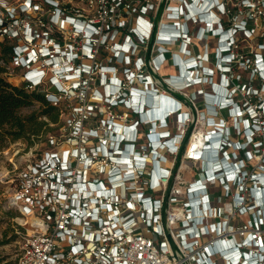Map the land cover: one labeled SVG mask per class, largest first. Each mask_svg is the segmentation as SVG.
I'll return each instance as SVG.
<instances>
[{
  "label": "built area",
  "instance_id": "2783aa9c",
  "mask_svg": "<svg viewBox=\"0 0 264 264\" xmlns=\"http://www.w3.org/2000/svg\"><path fill=\"white\" fill-rule=\"evenodd\" d=\"M48 1L46 3L50 5L51 0ZM84 2L89 10L87 13L78 10L76 14L59 18L62 28L65 23L70 26L73 40L53 39L48 31L35 35L31 27L25 25L23 35L27 41L24 44L26 51H22L17 45L12 54L11 64L17 61L24 68L23 80L29 90L42 83L45 64L49 63L50 67H54L56 73L63 71L61 77L54 78L52 74L49 77L51 84L62 82L61 91L49 92L44 96L55 107H59L63 97H67L68 99H64L72 103L64 116L61 131L46 136L45 149L19 171L8 195L9 205L18 211L20 221L17 223L23 230L15 264H207L205 252L213 244L200 242L199 238L203 234L195 230L193 224L197 223L201 227L204 225V231L208 227L210 233H216L222 225L218 226V221L205 225V217L194 216L195 211H201V208H205L206 217L210 213L217 214L218 209L210 206L207 191L206 195H195L203 189L207 190L205 183L197 178L185 184L182 178H168L166 174L160 178H152L150 175V178L149 165L145 164L140 168L145 162H159L160 158H164V155L157 154L160 149L169 154H177L186 140V129L170 135L166 115L177 116V122L181 126L187 124L190 121L189 111L183 108L177 111V108L178 105L187 108L188 104L186 106L183 100L168 96L166 98L170 100V106L159 116H154L157 88L152 86L149 75L143 77V84L148 90L152 89V92L149 96L150 110L144 114L149 118L147 123L150 125L147 145L140 149L137 126L146 121L139 119L140 114L145 111L142 110L139 98L145 89L131 86L135 73L130 67L124 68L126 82L121 81L117 93L110 92L111 89L108 88L109 91L105 90L106 94L91 90L83 98L72 96L75 89L88 85L89 75L84 74H90L92 64L85 60L91 61L101 46L116 47L113 50L118 54L123 46L113 39L123 34L125 41H130L135 33V52H139L140 46L150 39L147 38V33L154 26L151 13L160 5L161 0ZM219 3L222 1L219 0L217 5ZM242 3L249 7L252 1L242 0ZM26 6L31 8L27 1L22 12L26 11ZM194 6L197 7L196 0H164V18L159 23V32L154 34V38L159 41L158 47L165 49V44L180 42L179 36L175 34L177 31L171 29H183L182 23L188 17L189 20L209 23L208 15ZM32 7H37V4ZM191 9L198 10L197 14H192ZM61 11L66 12V8L62 7ZM222 14H227L226 7ZM8 15L11 13L8 12ZM56 19L54 16L53 22ZM218 19L221 25L225 22L222 15H218ZM6 21V16L0 17V36L9 38L12 35L8 33ZM244 24H247L246 20L241 19L231 26L227 25L216 35L221 64L218 66V81L211 79L214 74L211 67L200 74L193 69L199 61L204 60V55L196 59L188 56L190 52L186 57L189 59L183 60L185 64H193V68L186 69L189 70L190 78L186 74L178 75L172 81L182 80L184 77L186 80L192 78L197 83L205 80L210 84L212 91L201 93L212 102L207 105L214 114L204 119L206 129L202 131L201 142L199 130H194L189 135L184 156L192 161L205 160L215 174L224 170L225 174H219L221 177L224 175L223 178L207 176V182L217 180L228 189L232 185L238 190H244L252 178H264L260 171L251 172L250 166H247L248 160L246 162L244 158H237L238 154L235 153V148L250 144L249 149L244 150L248 159L253 154L252 149L264 148V58L260 53H256L253 58L254 69L258 71L261 81L260 87L247 86L244 82L242 90H239L240 83L234 82V69L245 64L237 49V40L241 36L248 37L251 33V29L244 27ZM84 26L93 28L98 35L89 36ZM139 26L147 30V33L142 30V34H137L136 28ZM239 28L242 30L237 34ZM209 31H213L211 26ZM28 34L30 38L27 37ZM228 35L233 37L232 41L221 46ZM188 37L186 35L182 40V48L180 45L184 53L185 50L189 51ZM260 46L264 50V43ZM39 53L45 56L42 58ZM58 57L60 62L57 61ZM62 67L64 70H61ZM33 68L37 70L33 71ZM113 80L117 85V78L114 77ZM101 83L103 86L107 85L104 81ZM125 96L136 99L135 104ZM100 102L103 103L102 109L119 106L128 109L130 115L135 114L138 118L131 124H122L114 119L117 114L95 110L98 108L95 103ZM128 102L130 105L126 106ZM223 109L228 111L231 120L229 130L226 119L219 115ZM97 115H101L99 120H96ZM124 116H128L127 111ZM119 117L122 118L120 115ZM154 117L156 121L152 120ZM153 126L160 130H153ZM222 131L226 133L223 135ZM239 134H243L241 142L234 140ZM158 138H161V142H158ZM175 139H179L176 149L172 145ZM221 157L224 159V168L215 170L221 166L217 162ZM233 158L235 159L232 160ZM261 158L258 170L264 169V156ZM231 160L242 165L237 176L238 179L241 178L240 182L235 181V174L228 170ZM227 178H231L230 181ZM197 198L199 200H195ZM235 198L243 200L239 193L235 194ZM238 208H244V204H239ZM179 209L182 216L179 215ZM188 223H191L189 228L185 226ZM167 233L174 241L175 250L168 242ZM221 240L225 242L227 239ZM221 255L224 258L225 255Z\"/></svg>",
  "mask_w": 264,
  "mask_h": 264
},
{
  "label": "rangeland",
  "instance_id": "374dc122",
  "mask_svg": "<svg viewBox=\"0 0 264 264\" xmlns=\"http://www.w3.org/2000/svg\"><path fill=\"white\" fill-rule=\"evenodd\" d=\"M27 1L31 4V8L26 6V11L22 12L21 10L24 9L23 6ZM47 1L48 0H0V17L6 16V26L8 28V33L12 35L9 38L7 37V43L13 44L15 46L18 45L22 51H26L24 50L26 48L24 44L27 41L23 35V27L25 25H29L32 29L31 31L35 35H37V33H42L43 31H48L53 39H59L62 41L73 40L70 26L65 23L66 26L64 25L62 28V22L59 20V18L76 14L78 10L87 13L89 10L84 0H51L50 5L46 3ZM218 1L219 0L212 3L210 0H200L197 7H201L203 11L209 12L211 8L204 6L206 3H210L209 5H213L215 9V13H213L215 17L222 15L225 24H228V26L235 24L241 19L246 20L247 24H244V27L251 29L250 36H241L240 39L237 40V49L245 60V64L236 66L234 69V76L236 75L234 77V82L240 83V86L238 87L239 90H242L241 85L244 82L247 83V86L250 85L252 87H260L261 81L258 76V71L254 69L253 58L255 57L256 53H260L264 58V50L260 48V44L264 43V0H251L252 3L249 4V7H245V5L242 3V0H221L222 3L217 5ZM34 4H37V7H32ZM62 7L66 8V12L61 11ZM224 7L227 8V14L225 15L222 14L224 13ZM158 9L159 6L151 13L154 26L150 30V33H147V30H144L142 26H139L138 29L136 28L138 31L137 34H142L143 30V33L148 34L147 38H150L145 44L140 46L139 52H135V33H133L130 41H125L123 34L118 35V37L113 39V41L121 44V46H123L125 49L122 47L121 51L117 54L113 50L116 47L105 48L101 46L98 50V53L91 61L85 60V62H91L92 64L90 68V74H84V76L89 75L87 78L88 85L80 86L79 88L75 89L74 95H71L74 97L81 96V98H83L84 95L91 93V90H98L100 93L106 94L107 91L105 90H108V88L112 89L110 92L117 93L116 91L120 90L119 88L121 86V81H124V83L126 82L125 80L127 74L124 68L130 67L135 73V79L130 83L131 86H134L137 89H145L139 98V103L143 107L142 110L145 108L144 113L142 112L140 114L139 119L140 121H146L144 123H140L137 126V139L139 141L138 145L140 149H143V147L147 145V132L150 125L147 123L149 118L144 114H147L150 110L148 108L151 106L149 96H151L150 93L152 92V89L148 90L143 84V77L146 75L150 76L149 79L152 83V86L157 88L158 95H167L178 98L181 101L183 100L186 102V106L188 104L187 108L184 107V105H181L183 109L189 111L190 121L187 124L181 126V123H179L177 126L175 115H166L168 128L171 132L170 135H173L176 132L181 133L184 129H186V140L183 144H181L180 150L178 149L177 154H169V152L161 151L160 149V151H157V154L164 155V158H160L159 162H145L143 165H140V168L149 165L148 175H152V178H160L161 175L166 174L168 175V178H182L185 184H188L197 178H199L202 183H205L207 187L206 191L210 199V206L218 209V211L216 215L210 213L209 217L204 215L206 212L205 210L195 211L194 216L196 218L205 217L203 220L205 225H209V223L213 221H218V226L222 225V227L216 233H210L208 227H206L207 229L205 231H203L201 228V233L206 232V234L203 233L199 239L202 243L209 242L210 245L213 244L210 250L207 253L205 252V261H207V264H225L221 255L223 254L224 249L220 248V246H223V243L225 244L228 241L231 242V240H241L248 233H253L255 236H259L260 240L264 242V224L257 225L256 222L257 218L261 216L259 209L262 208V205L257 206L258 204L254 203L252 191L253 188L263 187L264 184L262 181L252 178L253 180L248 182L247 187L244 190H238L236 186L232 185H230L228 189L226 186L220 185L217 180L208 182L206 181L205 178L210 176L208 171L212 169L211 165H208V162L205 160L192 161L185 158L184 150L186 144L188 143L189 135L194 130L205 131L206 126L204 124V119L207 116L214 114L210 111L209 105H207L208 103L212 104V102L207 100L203 93H201L202 91L211 92L212 88L208 82H205V80H203V83H197L196 80H187L185 83H183V79L180 81V83L172 82L174 77H178V73L181 72V70H179L181 67H178L179 64L177 62V58H179V56L176 52L181 50L180 42L184 40V36H180L178 33L177 35L179 36L178 38L180 42L177 41L171 44H165V49L157 46L159 41L154 38V34L159 32V23L164 18V6L155 25V18ZM8 12L11 13V15H8ZM197 12L198 10H195V13L192 14L195 15ZM52 15L53 17L55 16L57 18L55 20L56 23L53 22ZM189 18L190 17L185 19V21L182 23V26L186 27V35L189 36V39H187L189 51L185 50V55L187 56V53L190 52L188 56L195 57L196 59L204 55V60L199 61V63H197L193 69H195L200 74V72H203L204 70L206 71L208 70V67H211L214 72L211 79L216 82L219 80L218 66L221 65L218 54L220 49L217 48L216 35H218V33L213 29L211 33L213 37L210 36L209 26L204 29L202 25L203 23L201 24V22H198L197 20H189ZM130 23H132V20L129 21V24ZM211 23L212 26H214L213 28H223H221L222 25L219 19L213 20ZM208 24L206 23V25ZM225 24L223 26L226 27L227 25ZM181 29L182 27H176V29L172 28L171 31L174 30L179 32ZM240 30H242V28L238 29L237 34H239ZM92 35L97 36L98 34L93 33L89 36ZM27 37L30 38L31 36L28 34ZM0 38L3 39L2 36H0ZM232 39L233 37L230 35V41H232ZM216 48L218 49L217 51ZM41 55L39 53V56ZM44 56L45 55H42L41 57L43 58ZM187 59L189 58H186L185 60ZM60 61L61 59L59 62ZM45 62H48V60ZM44 67L42 83L39 86L32 88L31 91L41 92L44 95L49 92L55 93L57 91H61V87L63 86L62 82L58 81L56 84H51L49 77L52 74L54 78H58L61 77L62 73L64 72L59 71L60 73H56V71H54L55 68L50 67L49 63L45 64ZM140 67H142V69H139ZM61 70H64V68L62 67ZM8 72L9 77L7 80L9 82L15 85H25L23 80L24 68L21 67L17 61H14L13 64H11V62L8 64ZM185 72L186 77L189 79V70ZM139 74H142L143 76L138 77ZM101 76L103 80H101ZM114 77L117 78V85L114 84ZM103 81L106 82V86L102 85L101 82ZM173 84H175L177 87ZM128 94V96H130V93ZM259 95L260 94H258V96ZM64 98L68 99L67 97L61 98V104L59 107H56L59 112L58 120L56 122L50 121L47 115H43L41 116V119L47 122V124L43 127L44 131L38 135H31L29 138H18L12 141H7L6 145L0 149V264L16 263L20 252V235L23 232L22 228H20L17 223L19 213L15 208L9 205L8 195L14 186V182L17 179L19 171L26 163L39 156L40 153L45 149L46 136L48 134H58L61 131L64 116L67 111L70 110L72 104ZM127 98L129 101H131V103L133 101V104H135L136 99H133L132 97ZM80 102L83 104L81 100ZM95 104L98 106V108H95L97 111L105 110L107 113L112 112L114 115L117 114L118 116H116L114 119L118 122H121L122 124H131L136 120V118H138V116L135 114L130 115L129 110H125L123 107L121 108L116 106L111 109L104 107V109H102V102ZM129 105V102L126 103V106ZM39 106L40 103L34 101L32 105L23 108L22 112L29 113L30 111L37 109ZM60 111L62 113H60ZM126 111L128 116L125 117L124 112ZM219 113V115L226 119L227 129L229 130L231 120L228 117V111L223 109ZM119 115L122 116V118H120ZM100 116L97 115L96 120H99ZM155 118L156 117L152 118V120ZM237 126H239L238 122ZM156 128L157 127L153 126V130H157ZM221 133L224 135L226 132L222 131ZM234 140L239 142L243 141V134L236 135ZM172 145H174L176 149V146H179V139H175L172 142ZM249 147L250 144L244 145L243 148H235V153L238 154L237 158H244L245 161L248 160V162H246L248 163L247 166H250V171H260L264 177V169L259 168L258 170L259 164H261L262 161L261 157L264 156V148L262 147L260 149H252L253 154L247 159L244 150L249 149ZM234 159L235 158L232 160ZM232 160L229 162L231 165L238 164V162H234ZM217 162L221 166L215 170L223 169L224 159L221 157ZM205 171L206 174H204ZM220 173L225 174L224 171H220L214 175H211L209 178H223L224 175L221 177V175H219ZM234 178L237 177L235 176ZM257 178L261 177L258 176ZM235 189L236 191L234 192ZM236 193H239L241 197H243V200H238L235 198ZM195 195L200 197L201 192H197ZM226 203L232 204L231 210L228 211L226 209ZM239 204H244V208H238ZM180 206L181 205H179V207ZM193 227L195 230H197L198 224L194 223ZM221 239L227 240L223 242Z\"/></svg>",
  "mask_w": 264,
  "mask_h": 264
},
{
  "label": "trees",
  "instance_id": "16d2710c",
  "mask_svg": "<svg viewBox=\"0 0 264 264\" xmlns=\"http://www.w3.org/2000/svg\"><path fill=\"white\" fill-rule=\"evenodd\" d=\"M14 48L15 45L7 43V37L0 38V149L7 141L40 134L47 124L41 116L47 115L50 121L56 122L59 114L43 93L29 90L26 84L15 85L7 80L8 64ZM34 101L39 102L40 106L29 113H23L22 109Z\"/></svg>",
  "mask_w": 264,
  "mask_h": 264
},
{
  "label": "bare ground",
  "instance_id": "6f19581e",
  "mask_svg": "<svg viewBox=\"0 0 264 264\" xmlns=\"http://www.w3.org/2000/svg\"><path fill=\"white\" fill-rule=\"evenodd\" d=\"M199 1L200 0H196V5H198L199 4ZM215 2V0H212V3H214ZM210 10H209V12L211 13V14H213V13H215V9H214V7H213V5H210ZM191 12L192 13H194L195 11H193V9H191ZM206 15V14H205ZM214 15V14H213ZM198 21V20H197ZM199 22V21H198ZM203 23V24H202ZM201 24L203 25V27H204V29L206 28V27H208V26H212V23L210 22L209 23V25H206V23L205 22H201ZM208 24V23H207ZM65 26H66V24H64ZM203 29V30H204ZM212 32L210 31V36H212L213 37V35L211 34ZM199 40V39H198ZM177 53V55L179 56V58H177V62H178V67L180 66L181 67V69H179V70H181V72H179L178 73V75H180V76H182V75H184L186 72L185 71H187L186 69L187 68H193V64L192 63H187V64H185V63H183V60L187 57L186 55H185V53L183 52V51H181V50H178V52H176ZM180 53V54H179ZM60 60V57H58L57 58V61H59ZM179 67V68H180ZM185 79V80H184ZM191 80H192V78H191ZM180 81H182V80H174V83H180ZM187 80H186V78H183V83H185ZM173 85H175V84H173ZM176 86V85H175ZM182 86V85H181ZM177 87V86H176ZM166 97H168L167 95H164V96H159V95H157L156 96V99H155V106H154V110H153V115L154 116H159L160 114H161V112L163 113L164 111H165V109H167V107L168 106H170V100L168 99V98H166ZM145 98V97H144ZM144 110H145V108H144ZM146 113V112H145ZM164 116V115H163ZM175 120H176V125L178 126V122H177V116H175ZM154 121H156V119L154 120ZM157 127V126H156ZM157 130L156 131H159L160 129H159V127H157L156 128ZM199 133H200V135L202 136V137H200V142L203 140V132H202V130H199ZM202 138V139H201ZM218 138V136L216 137V139ZM218 140V139H217ZM161 142V138H158V142ZM159 150V149H158ZM228 179V181H230V179L231 178H227ZM254 179H258V178H254ZM236 191V189L234 190V192ZM201 196V195H200ZM195 200H199V198H197V199H195ZM231 208H232V204L231 203H226V209L229 211V210H231ZM179 211V215L180 216H182V212L180 211V209L178 210ZM18 221H20V219H18ZM190 224L191 223H188V224H186L185 226L187 227V228H189L190 227ZM201 228H202V230L204 231V225L201 227V226H198L197 227V230H198V232H201ZM203 233H205V232H203ZM202 233V234H203Z\"/></svg>",
  "mask_w": 264,
  "mask_h": 264
},
{
  "label": "clouds",
  "instance_id": "9594fccd",
  "mask_svg": "<svg viewBox=\"0 0 264 264\" xmlns=\"http://www.w3.org/2000/svg\"><path fill=\"white\" fill-rule=\"evenodd\" d=\"M84 30H85V32L88 34V35H90V34H95V31H94V29L93 28H91V27H88V26H84ZM179 32H175V34H178ZM32 54V53H31ZM33 58H34V56H32ZM37 70V68H33V71H36ZM112 90V89H111ZM181 109H182V106L181 105H178V108H177V111L178 110H180L181 111ZM241 168H242V165H240V164H236V165H234V164H228V170H230V172H232L233 174H235V176L237 177L238 175H239V172H241ZM205 192H206V189H203L202 191H201V194H204V195H206L205 194Z\"/></svg>",
  "mask_w": 264,
  "mask_h": 264
},
{
  "label": "water",
  "instance_id": "95a60500",
  "mask_svg": "<svg viewBox=\"0 0 264 264\" xmlns=\"http://www.w3.org/2000/svg\"><path fill=\"white\" fill-rule=\"evenodd\" d=\"M163 6H164V0H161L160 5H159V9H158V11H157V15H156V18H155V25H156V23H157V21H158V18H159V15H160L161 11H162ZM177 163H178V162H177ZM176 165H177V164H176ZM167 239H168V242H169L171 248H172L173 250H175V249H176V246H175L174 241H173V239L171 238V236H170L169 233H167Z\"/></svg>",
  "mask_w": 264,
  "mask_h": 264
},
{
  "label": "flooded vegetation",
  "instance_id": "af4514ba",
  "mask_svg": "<svg viewBox=\"0 0 264 264\" xmlns=\"http://www.w3.org/2000/svg\"><path fill=\"white\" fill-rule=\"evenodd\" d=\"M216 19L218 20V17H214L211 21L216 20ZM211 21H210V22H211ZM210 22H209V23H210ZM216 22H217V21H216ZM223 25H224V24H222L221 28H222V27H223V28L225 27V26H223ZM211 27H212V30L214 29V31L217 32V33L220 32V31L223 29V28L220 29L219 27H215V28H213L214 26H211ZM186 33H187V31H186V27L183 26V29H181V30L179 31V34H180V36H184V37H185ZM181 34H184V35H181ZM183 43H184V42L182 41V42H181V48L183 47ZM184 76H185V75H184Z\"/></svg>",
  "mask_w": 264,
  "mask_h": 264
}]
</instances>
